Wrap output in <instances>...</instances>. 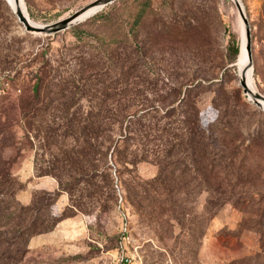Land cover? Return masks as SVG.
Listing matches in <instances>:
<instances>
[{
    "label": "rangeland",
    "instance_id": "obj_1",
    "mask_svg": "<svg viewBox=\"0 0 264 264\" xmlns=\"http://www.w3.org/2000/svg\"><path fill=\"white\" fill-rule=\"evenodd\" d=\"M89 1L21 0L36 24ZM7 2L0 264H118L123 223L127 264H264V109L238 84L232 1L115 0L48 35L26 31ZM240 2L264 95V0ZM37 205L71 216L23 240L20 206Z\"/></svg>",
    "mask_w": 264,
    "mask_h": 264
},
{
    "label": "water",
    "instance_id": "obj_2",
    "mask_svg": "<svg viewBox=\"0 0 264 264\" xmlns=\"http://www.w3.org/2000/svg\"><path fill=\"white\" fill-rule=\"evenodd\" d=\"M114 1L115 0H90L85 5L79 7L78 9L74 10L72 13H70L69 15H67L65 17H62V18L57 19V20L50 22V23L37 24V25L30 23L28 21V19L26 18V16L22 13L20 8L14 7V8H11V10L14 13L18 22H20L22 24V26L24 27V29L26 31L48 35V34H53V33H56L60 30H63L65 28H67L68 26H70L71 24L80 21L81 20L80 16L84 12H86L87 10L95 9L94 12H96L97 10L102 8L103 6L110 4ZM231 1L234 5L236 11H237L238 16L240 17V19L242 21L243 28H244V47H245V51H246V58H247L246 68H247V67H250L248 24H247V20H246V17L244 15L243 7H242L240 0H231ZM93 13H91V14H93ZM90 15H88V16H90ZM88 16H86V17H88ZM86 17H83L82 19H84ZM246 68H244L238 72V84L240 85V87L242 88V91L245 94H250L251 98H249V100H251L254 105H256L260 109H264V107L262 106V102H264V95H261L257 92H251L250 89L245 84L244 72H245Z\"/></svg>",
    "mask_w": 264,
    "mask_h": 264
},
{
    "label": "trees",
    "instance_id": "obj_3",
    "mask_svg": "<svg viewBox=\"0 0 264 264\" xmlns=\"http://www.w3.org/2000/svg\"><path fill=\"white\" fill-rule=\"evenodd\" d=\"M231 59H233L237 53V46L234 45L231 47ZM35 87V86H34ZM128 115H122L123 119H126ZM134 116V115H132ZM157 173L156 175L149 181V184L153 187L154 185L158 184L162 180V172L163 168L161 166V163L158 162L157 165ZM46 174V173H43ZM87 179L85 180V188L86 189H93V182L90 180V175H85ZM7 177V178H6ZM4 181H7L5 185H11L12 181L8 179V176H6ZM5 182L1 183L4 184ZM161 185V184H160ZM157 186V185H156ZM156 188V187H155ZM65 190L63 188L54 189L52 191H43L42 195H44L43 200L45 202L54 203L57 199V196L59 193ZM88 191V190H87ZM77 201L74 202V205H77ZM67 207H64L62 211L57 215H47L46 211L40 212V208L37 205L36 207H22L20 206L21 214L24 215L23 218H21V222H23V226L20 231V237L24 240V238L30 234L33 233H42L50 231L60 220L71 216V213H66ZM45 210V209H44ZM40 212V213H39ZM28 213V215H26Z\"/></svg>",
    "mask_w": 264,
    "mask_h": 264
},
{
    "label": "bare ground",
    "instance_id": "obj_4",
    "mask_svg": "<svg viewBox=\"0 0 264 264\" xmlns=\"http://www.w3.org/2000/svg\"><path fill=\"white\" fill-rule=\"evenodd\" d=\"M7 1H8L7 3L10 5L11 8H14V7L20 8V10L26 16V18L28 19V21L30 23H32V24H36V23L30 21L29 18L27 17V15H26V13L24 11V7H23V4H22L21 0H17V1L16 0H7ZM94 11H95V9L87 10L86 12H84L80 16V19H82L83 17H86V16L90 15ZM240 25H241V30H243L242 24H240ZM246 63H247V58H246V51H245V47H244V36H243V32H242V44H241V50H240L239 58H238L239 71H241L242 69L246 68ZM244 80H245L246 86L250 89V91L251 92H255L253 90V84H252V81H251V69H250V67H247L245 69V72H244ZM248 95H250V94H248ZM262 106L264 107V102H262Z\"/></svg>",
    "mask_w": 264,
    "mask_h": 264
},
{
    "label": "built area",
    "instance_id": "obj_5",
    "mask_svg": "<svg viewBox=\"0 0 264 264\" xmlns=\"http://www.w3.org/2000/svg\"><path fill=\"white\" fill-rule=\"evenodd\" d=\"M121 229H122V235H121V240H120V243H121L120 246L123 249L122 248L120 249L121 254L119 257V263L118 264H127L128 262H130V259H129L128 255L126 254V252L124 251V249H125V243L128 242L129 235H128V230L126 228V225L124 223H123Z\"/></svg>",
    "mask_w": 264,
    "mask_h": 264
}]
</instances>
